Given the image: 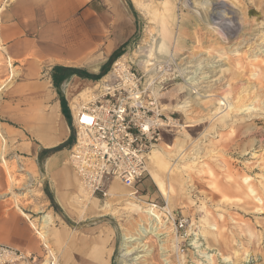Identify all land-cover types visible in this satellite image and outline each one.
<instances>
[{"label":"rangeland","instance_id":"rangeland-1","mask_svg":"<svg viewBox=\"0 0 264 264\" xmlns=\"http://www.w3.org/2000/svg\"><path fill=\"white\" fill-rule=\"evenodd\" d=\"M128 1L137 20V33L122 54L142 77L147 92L154 94L159 111L179 122L163 132L147 154L146 173L134 187L138 204L167 206L159 214V224L164 222L165 228L157 229L159 235L149 233L139 240L145 247L138 246L133 253L137 259L128 263L264 264V0H211L215 13L226 18L212 17L210 24L205 21L210 15L205 2L193 5V0H169L174 8L172 17H167L171 31L165 37L167 54L151 59V66L140 63L146 56L138 46L147 48L149 32H155L164 0ZM185 1L188 9L183 6ZM229 19L232 24L226 30L222 23ZM247 40L254 41L250 48L245 45ZM234 48L236 51L229 53ZM252 53L261 65L248 64ZM240 64L249 65L246 73L240 74ZM250 70L256 73L254 77ZM107 72L92 81L75 79L71 84L80 90L68 98L69 103L72 98L75 102L85 99L78 93L86 88L90 92ZM0 75L2 88L12 82L1 48ZM190 76L195 81L194 92H185L180 86L187 85L185 80ZM248 84L254 85V93L239 99L238 90ZM209 86L212 93L204 92ZM225 90L230 91L227 100L231 106L253 102L256 109L252 114H240L224 108L221 114L227 112L225 117L218 119L221 115L212 114L211 105ZM183 104L190 105L189 116L179 108ZM1 152L7 164L0 161V171L8 191L0 199L8 197L12 203L17 199L21 207L40 199L35 216L48 214L51 226L57 223L69 229L79 264L84 259L92 264H121L123 235H135L142 221L147 226L144 212L130 209L124 202L118 205L114 197L89 192L98 204L90 215L88 191L68 163L63 166L60 162L57 169L64 171L54 176L57 169L47 172L42 164L49 151L38 155L37 168L27 162L21 164L22 169L15 158L7 160V148ZM37 220L33 218L39 228ZM179 220L185 221L182 228H176ZM49 242L58 264H62L67 255L60 254L51 237ZM42 256L15 264H46Z\"/></svg>","mask_w":264,"mask_h":264},{"label":"crops","instance_id":"crops-1","mask_svg":"<svg viewBox=\"0 0 264 264\" xmlns=\"http://www.w3.org/2000/svg\"><path fill=\"white\" fill-rule=\"evenodd\" d=\"M136 33L137 20L128 0L0 2V48L15 70L12 82L3 88L0 85V132L6 143L4 147L1 142L0 149L7 148V160L15 158L20 169L27 162L37 168L38 155L49 151L42 163L47 172L56 170L60 162L65 166L74 142L68 98L80 90L71 83L75 79L92 81L107 72ZM86 89L79 96L84 97ZM52 109L55 117H51ZM42 136L48 144L42 142ZM2 155L0 161L6 166ZM63 171L57 169L53 175ZM112 184L107 186L109 197H114L109 190ZM7 191L5 175L0 171V196ZM94 199V207L87 208L90 215L98 206ZM40 202L34 198L31 204L21 207L17 199L13 203L8 197L0 199V244L37 255L43 253L31 228L33 218L43 215L35 216ZM46 228L48 242L51 237L60 254L67 255L62 264H79L69 229L57 223L51 226V219ZM82 264L92 263L84 259Z\"/></svg>","mask_w":264,"mask_h":264},{"label":"built area","instance_id":"built-area-1","mask_svg":"<svg viewBox=\"0 0 264 264\" xmlns=\"http://www.w3.org/2000/svg\"><path fill=\"white\" fill-rule=\"evenodd\" d=\"M117 59L94 83L87 99L69 103L74 142L67 163L85 190L103 197L110 196L107 186L112 179L134 188L146 173L148 152L163 132L179 125L177 119L159 111L154 94L147 92L138 72L126 60ZM5 60L10 76L12 63ZM163 208L157 205L156 212L161 213ZM173 222L176 224L175 219ZM184 224L179 220L176 228ZM31 228L39 239L44 260V240ZM51 257L52 263L56 261L55 254ZM36 258L32 252L0 244V264L33 262Z\"/></svg>","mask_w":264,"mask_h":264},{"label":"bare ground","instance_id":"bare-ground-1","mask_svg":"<svg viewBox=\"0 0 264 264\" xmlns=\"http://www.w3.org/2000/svg\"><path fill=\"white\" fill-rule=\"evenodd\" d=\"M193 1H194L193 5H194V3L196 5H202L205 2L207 10H210V15H209L210 18L208 17L205 20V21H207L208 24H210V22L213 21L214 18H212V17H215V18L217 17L219 19H223V21L226 18V16L223 15V14L220 15L217 12L215 13V9L213 7L215 4L213 5L211 0H206L207 2L203 1V0H193ZM187 3L188 2L185 1L183 6L187 7V9H188V4ZM163 8H164L163 13L157 17V21H156L157 23H156V26L154 27V28H156L155 32H149L148 39H147V42H146L147 48L146 49H142L140 46H138V50L139 51H143L145 56H146V60L144 62H140L143 66L154 65V62H150V60L151 59H155L159 55H161L162 57H165V53H166V40H165V37L168 34L171 33L169 25H168L167 17H172V15H173L172 14V10H173L174 7H173L172 2H170L169 0H164L163 1ZM225 10H227V9H225ZM225 10H223V13H224ZM220 12H221V10H220ZM226 13H227V11H226ZM223 16H225V17H223ZM230 19L228 20V22L225 21V22L222 23V26H225L227 28L226 30H228V28L231 27L232 23H231ZM227 41H230V40L227 39ZM253 42L254 41L247 40L245 42V45L249 44V48H250L251 47L250 44H253ZM257 46H258V44H257ZM235 51H236V49L234 48V49H231L229 51V53H232V52H235ZM249 54H251V52H249ZM252 56H253V58L250 59V62H248V64L249 65L251 64V65H253L255 67L261 65V64H259V62H256L257 58L255 57V55H253V53H252ZM121 60L125 61V54H122L116 61H121ZM253 61L255 63H253ZM201 63H202V61H201ZM238 63H240V61H238ZM196 64H199V63H196ZM248 64L247 65H241L240 64V66H241L240 67V74L241 73L244 74V73L247 72V69L249 67ZM149 69H153V67H150ZM11 70H13V69H11ZM212 71H213V69L210 70L209 72H212ZM251 71L252 70H250V72ZM255 74H256L255 72H251L250 76L254 77ZM13 75H14V72L12 73V71H11V74H10L9 78L13 77ZM261 75L264 76V66H262V68H261ZM201 78L203 80H206L208 77L207 76H201ZM185 82L186 83L188 82V84L187 85L184 84L183 86H180V89L181 90H185V92L193 91L194 84H195L194 78L192 76H190L189 78H187L185 80ZM209 87H210V89H207L204 92L212 93L213 89H212L211 86H209ZM253 89H254V85L253 84H248L247 86L243 85L240 88V90H238V98L242 99V98H245L246 96H248L250 93H252V92L254 93ZM223 92L224 93L222 94V96L216 97L214 99V101H213V104L211 105V108L214 109V112L212 114H217V115L220 114L221 115L220 118H218V119H223L225 117L227 112L224 113V114H221L223 112L224 108L226 109V108L229 107L228 110H230L231 112H236V113H240V114L241 113L242 114L243 113L244 114H247V113L248 114H252L253 111L256 109L254 104H253V102H250L248 104H242V105H233L232 104V106H231L230 103L227 100L228 99L227 94H229L230 91L229 90H225ZM84 95H85L84 96L85 98H88L89 90L87 91V89H86L85 92H84ZM205 96H209V95H205ZM74 103L75 102L73 101V104ZM189 107H190V105H188V104H183V105L179 106V108H182L184 110L185 114L188 115V116L191 114V111L189 110ZM56 115L57 114H56L55 109H52L51 110V117H55ZM0 138H1L2 145L5 147L6 143H5L4 137L1 134V132H0ZM41 138H42L41 140H42V142L44 144H48L49 143V141L47 139H45L44 136H42ZM150 152H151V150L148 152V155H149ZM1 155H2V153H1ZM66 163H67V160L65 159V164ZM146 167H147V165H146ZM109 190L112 192V194H114V198H116V200H117L115 203H117L119 205V203H123L124 202V204H126L128 206V208L134 209V210L135 209L136 210H140V211L144 212V214H146L148 216V218H147V226H144L143 225L144 221H142L143 223L140 222V223L137 224V229H136V234L135 235H133V234H129V235L124 234L123 235V238H122V251L120 253L121 254V264H129L128 262H131V261H134L135 259H137L136 256H133V253L136 252L138 246L139 247H141V246L145 247L144 244L141 245L139 240H142V238H144V236H146L149 233L159 235L158 232H157V229H160L161 227L165 228L164 227V222L161 221L163 223V225L160 226L161 225V224H159V220H161L160 219V215H159L160 211L156 212L157 205H155L154 203L151 202V203H144L145 205L142 206V205L138 204L137 202H135L137 200V197L135 196V192L136 191H132L131 187L129 188L128 186H126V185H124V184L119 182V183H115V184L113 183L110 186ZM86 198L89 201L88 202L89 205H91V207H94L93 203H92L94 197H92V195L89 192L87 193ZM163 209L166 210L168 208L166 206ZM38 222H39L38 224L40 225L39 228H36V225L34 223H33V225L35 227L33 225H31V226L34 229H36V231L38 232L39 236L42 237V239L44 240L45 246L47 248L46 249L47 253L45 252L46 253V257L44 258V262H46V264H58L56 253L53 251L52 247L50 246V244L48 242V234H47L46 226L50 223V218L47 215H43L38 220ZM155 223H156V225H155ZM173 224H175V223L173 222ZM135 242L136 243L138 242L137 246L133 245V243H135ZM194 243H195V241H194ZM43 254H44V252H43ZM53 254H55V256H56V258H55L56 261H53V263H52V257L51 256ZM205 256L207 257V259L210 258V255H205Z\"/></svg>","mask_w":264,"mask_h":264},{"label":"trees","instance_id":"trees-1","mask_svg":"<svg viewBox=\"0 0 264 264\" xmlns=\"http://www.w3.org/2000/svg\"><path fill=\"white\" fill-rule=\"evenodd\" d=\"M71 140H72V137H71Z\"/></svg>","mask_w":264,"mask_h":264},{"label":"snow or ice","instance_id":"snow-or-ice-1","mask_svg":"<svg viewBox=\"0 0 264 264\" xmlns=\"http://www.w3.org/2000/svg\"><path fill=\"white\" fill-rule=\"evenodd\" d=\"M87 119V118H86Z\"/></svg>","mask_w":264,"mask_h":264}]
</instances>
